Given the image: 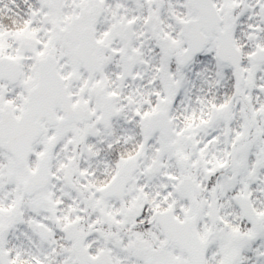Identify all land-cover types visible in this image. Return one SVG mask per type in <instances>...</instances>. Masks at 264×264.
<instances>
[{"label": "snow or ice", "instance_id": "1", "mask_svg": "<svg viewBox=\"0 0 264 264\" xmlns=\"http://www.w3.org/2000/svg\"><path fill=\"white\" fill-rule=\"evenodd\" d=\"M0 264H264V0H0Z\"/></svg>", "mask_w": 264, "mask_h": 264}]
</instances>
